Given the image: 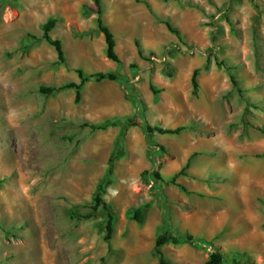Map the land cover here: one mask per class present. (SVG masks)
Masks as SVG:
<instances>
[{"label": "rangeland", "instance_id": "1", "mask_svg": "<svg viewBox=\"0 0 264 264\" xmlns=\"http://www.w3.org/2000/svg\"><path fill=\"white\" fill-rule=\"evenodd\" d=\"M101 9L121 63L106 56L93 0H0V264H158L155 240L166 231L264 264V0H101ZM52 17L65 64L43 38ZM153 55L162 61L151 66ZM77 69L119 79L90 80L79 103L74 89L40 92L80 82ZM146 123L190 129L147 135ZM118 149L104 195L116 218L109 250L103 207L82 216ZM194 153L177 178L186 190L142 175L159 167L170 180ZM147 204L138 223L131 212ZM163 250L176 264H204L212 247Z\"/></svg>", "mask_w": 264, "mask_h": 264}, {"label": "trees", "instance_id": "2", "mask_svg": "<svg viewBox=\"0 0 264 264\" xmlns=\"http://www.w3.org/2000/svg\"><path fill=\"white\" fill-rule=\"evenodd\" d=\"M97 6V17H96V23H97V29L104 35L105 44H106V56L110 59L115 61L116 63H121V59L116 51V39L115 35L110 28V26L104 21L102 17V9H101V0H93ZM60 21V18L58 17H52L49 18L44 24H43V31L44 36L43 38L52 46L55 47L58 58L61 61V63L65 64L67 62L65 51L63 48V43L59 38H53L51 35V31L55 28L57 23ZM169 30L177 35H179V31L173 28L170 24H167ZM35 42L37 43L40 39L33 37ZM137 48L138 53L141 57L144 56L143 48L141 47L140 43L137 42ZM30 46V44H29ZM29 46H26L24 49H28ZM174 68L167 64L163 70L162 73L166 77H171L174 75ZM77 73L80 78V82L70 81L60 86H48V85H41L40 86V92L45 95H52L58 92H61L66 89H74L75 94V101L76 103H79L82 98V90L86 83H88L90 80L94 79L98 82H101L103 80H111V81H117L119 79L118 75L115 72H95L91 74H87L82 69H77ZM200 73V69H195L192 75V85H193V93H197V88L199 86L198 84V76ZM231 81L234 84L235 87L238 88L239 92L242 93L241 88L239 87V83L234 77L233 74H231ZM151 89L154 94H158L160 91L155 88L154 85H151ZM139 119V115H134L133 117L129 118L125 122L124 130L121 134V137H125L127 134V131L131 126H133L137 120ZM122 124L120 120H117L115 122H107L102 124H87L85 123L84 126H89L93 130H105L109 126H115ZM190 127L187 125H180L177 127H163L161 125H151L149 123H146L144 126V131L147 135H151L154 133H160V134H172V135H180L183 132L189 130ZM161 147V146H159ZM122 153L121 150L118 149L116 154L111 155L108 161V169L107 172L104 174L103 177L100 178L98 187L96 192L94 193L92 197L93 206L92 210L87 212L82 216L84 219H91L93 217H97L100 212V207H103L104 211L107 214V221L105 225V235H104V241L107 242L109 250L112 249L111 246V238L114 233V225H115V215L112 212L111 208L107 204V202L104 199V195L106 193L107 187L109 183L111 182L112 176L114 174V163L118 160L119 157H121ZM196 156V154H192L189 158L186 164L183 166L180 172L176 173L170 180H164L163 176L161 175L159 171V167L152 170V171H144L142 173L143 176H152V178L165 181L168 185H177L178 187L182 188V190H186L185 187L179 182H177V178L179 175H186L183 173L185 169L189 168L192 162V159ZM3 183V180H0V187ZM149 204L145 205L144 207H139L134 209L131 212V216L134 220H136L138 223H143L144 219L146 217V210L149 208ZM73 217L79 216L77 212L72 213ZM172 243L174 245H179L183 243L190 244L191 246L203 249L207 247H212V250L208 251V257L204 264H226L228 262H232L233 264H256L254 260L251 259L250 255H247L245 252L241 254V256L238 258L237 254L228 257L226 253L222 250L221 245L215 244L213 241H201L196 237L194 234L190 232H177L173 233L170 231H166L160 235L157 236L155 240V254L158 258V264H176L174 263L168 256L164 253L163 246Z\"/></svg>", "mask_w": 264, "mask_h": 264}, {"label": "built area", "instance_id": "3", "mask_svg": "<svg viewBox=\"0 0 264 264\" xmlns=\"http://www.w3.org/2000/svg\"><path fill=\"white\" fill-rule=\"evenodd\" d=\"M150 59H151V66L162 61V59L160 57L155 56V55L151 56ZM165 59L166 58H163V60H165Z\"/></svg>", "mask_w": 264, "mask_h": 264}, {"label": "bare ground", "instance_id": "4", "mask_svg": "<svg viewBox=\"0 0 264 264\" xmlns=\"http://www.w3.org/2000/svg\"><path fill=\"white\" fill-rule=\"evenodd\" d=\"M112 191H114V190L112 189ZM117 196H119L118 193H117ZM145 229H146V228H145ZM147 229H149V227H148ZM153 230H154V228H153V226H152V227L149 229L150 233H151Z\"/></svg>", "mask_w": 264, "mask_h": 264}, {"label": "crops", "instance_id": "5", "mask_svg": "<svg viewBox=\"0 0 264 264\" xmlns=\"http://www.w3.org/2000/svg\"><path fill=\"white\" fill-rule=\"evenodd\" d=\"M218 245H222V244H218ZM207 257H208V255H205V256H204V263H205Z\"/></svg>", "mask_w": 264, "mask_h": 264}]
</instances>
